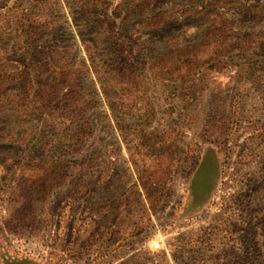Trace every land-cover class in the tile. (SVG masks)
I'll list each match as a JSON object with an SVG mask.
<instances>
[{
  "label": "rangeland",
  "instance_id": "rangeland-1",
  "mask_svg": "<svg viewBox=\"0 0 264 264\" xmlns=\"http://www.w3.org/2000/svg\"><path fill=\"white\" fill-rule=\"evenodd\" d=\"M0 264H264V0H0Z\"/></svg>",
  "mask_w": 264,
  "mask_h": 264
},
{
  "label": "trees",
  "instance_id": "trees-1",
  "mask_svg": "<svg viewBox=\"0 0 264 264\" xmlns=\"http://www.w3.org/2000/svg\"><path fill=\"white\" fill-rule=\"evenodd\" d=\"M88 6V4L87 3H85V4H82V8H85V7H87Z\"/></svg>",
  "mask_w": 264,
  "mask_h": 264
}]
</instances>
